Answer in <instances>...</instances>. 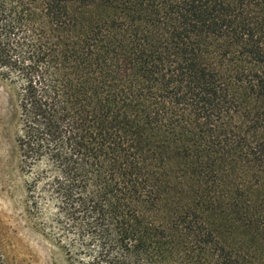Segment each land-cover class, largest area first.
I'll return each mask as SVG.
<instances>
[{
    "label": "trees",
    "instance_id": "1",
    "mask_svg": "<svg viewBox=\"0 0 264 264\" xmlns=\"http://www.w3.org/2000/svg\"><path fill=\"white\" fill-rule=\"evenodd\" d=\"M0 78L67 264H264V0H0Z\"/></svg>",
    "mask_w": 264,
    "mask_h": 264
},
{
    "label": "rangeland",
    "instance_id": "2",
    "mask_svg": "<svg viewBox=\"0 0 264 264\" xmlns=\"http://www.w3.org/2000/svg\"><path fill=\"white\" fill-rule=\"evenodd\" d=\"M12 89L0 78V264H67L29 217L15 152Z\"/></svg>",
    "mask_w": 264,
    "mask_h": 264
}]
</instances>
